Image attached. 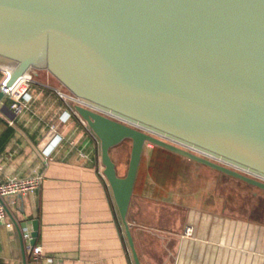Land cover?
Returning a JSON list of instances; mask_svg holds the SVG:
<instances>
[{"label":"water","instance_id":"1","mask_svg":"<svg viewBox=\"0 0 264 264\" xmlns=\"http://www.w3.org/2000/svg\"><path fill=\"white\" fill-rule=\"evenodd\" d=\"M0 68L47 71L82 102L134 264L146 144L264 192V0H0ZM126 140L120 176L110 151Z\"/></svg>","mask_w":264,"mask_h":264},{"label":"crops","instance_id":"2","mask_svg":"<svg viewBox=\"0 0 264 264\" xmlns=\"http://www.w3.org/2000/svg\"><path fill=\"white\" fill-rule=\"evenodd\" d=\"M29 93L20 114L0 103V183L37 173L44 179L33 194L3 198L12 225L0 223V264H134L100 172L99 142L78 117L64 120L52 90ZM179 159L154 147L142 156L127 216L140 264H264V193L191 160L197 166L181 171ZM33 220L37 260L23 237ZM187 224L195 239L182 238Z\"/></svg>","mask_w":264,"mask_h":264},{"label":"built area","instance_id":"3","mask_svg":"<svg viewBox=\"0 0 264 264\" xmlns=\"http://www.w3.org/2000/svg\"><path fill=\"white\" fill-rule=\"evenodd\" d=\"M11 77H12V69L0 68V91L3 94V98H7L9 107L14 114H20L25 110L29 109V104L31 102V96L29 90L34 86H42L44 88H48L52 90L56 94L58 99H60L65 105L66 116L64 117V120H67L71 115L78 117L77 113L75 112L74 105H82V102L61 85L57 87V86H50L49 84L40 83L31 75V73H23L17 76L14 80H12ZM78 119L82 123V125L85 126V128H87L85 123L79 117ZM89 132L91 133L90 130ZM92 136L96 139V137L93 134ZM46 158H49L48 154H46ZM214 161L224 165V163L219 162L218 160H214ZM99 165L101 168L100 172L102 173L100 157H99ZM240 172L252 176L247 172H243V171ZM43 179H44L43 174L37 173L25 178L8 177L6 180L0 183V223L1 224H5L9 227L12 225L11 223H8L6 221V206L5 203L3 202V198L17 194H22V195L33 194L34 192L39 190V188L42 185ZM181 236L182 238L185 239H195L194 226L191 224H187L183 228ZM23 237L27 245L28 253L31 259L37 260L42 254L41 246L38 245L31 246L30 241L32 237H31V232L29 230H23Z\"/></svg>","mask_w":264,"mask_h":264},{"label":"rangeland","instance_id":"4","mask_svg":"<svg viewBox=\"0 0 264 264\" xmlns=\"http://www.w3.org/2000/svg\"><path fill=\"white\" fill-rule=\"evenodd\" d=\"M30 73L35 79H44L45 77H48L50 79V81L59 84L58 81L52 75H50L47 71H44V70H31ZM151 147H153V145H151V144H146L145 145V148H144L143 154H142L143 157L148 155ZM130 149H131V141L126 140V141L122 142L121 144H119L118 146L114 147L111 150V157H112L113 161L116 164L117 172H118V174L120 176H124L125 173H126L127 166H128V161H129ZM182 159H183V157H182ZM180 160L181 159H179V162H180ZM186 160H188V159L185 158V159L181 160V162H183V164L179 165V167H182V168H180L181 171H190V170L194 169V166L195 167L197 166L194 163H191L192 161L189 162V161H186ZM186 163L190 164V165L186 166L185 165ZM196 164H198V163H196ZM210 170H212V169H210ZM213 171L217 172L215 170H213ZM229 178L230 177H228L227 179H229ZM229 180H232L233 183H236V181H237L234 178L233 179L231 178ZM240 185L241 186H245V184L243 182H241Z\"/></svg>","mask_w":264,"mask_h":264},{"label":"trees","instance_id":"5","mask_svg":"<svg viewBox=\"0 0 264 264\" xmlns=\"http://www.w3.org/2000/svg\"><path fill=\"white\" fill-rule=\"evenodd\" d=\"M154 147V150H155V152H157L158 154H161V155H175V156H178V155H176V154H174V153H172V152H169V151H167V150H165V149H162V148H159V147H156V146H153ZM110 155H111V151H110ZM112 158V157H111ZM141 159H142V157H141ZM113 160V159H112ZM139 170V169H138ZM138 174V173H137Z\"/></svg>","mask_w":264,"mask_h":264},{"label":"flooded vegetation","instance_id":"6","mask_svg":"<svg viewBox=\"0 0 264 264\" xmlns=\"http://www.w3.org/2000/svg\"><path fill=\"white\" fill-rule=\"evenodd\" d=\"M245 184V183H244ZM253 188H255V187H253ZM255 189H257V188H255ZM258 191H260V192H262V193H264L263 191H261V190H259V189H257Z\"/></svg>","mask_w":264,"mask_h":264}]
</instances>
